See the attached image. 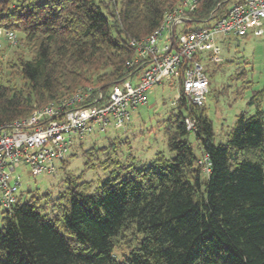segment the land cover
Masks as SVG:
<instances>
[{
    "label": "trees",
    "instance_id": "obj_1",
    "mask_svg": "<svg viewBox=\"0 0 264 264\" xmlns=\"http://www.w3.org/2000/svg\"><path fill=\"white\" fill-rule=\"evenodd\" d=\"M233 1L200 0L185 23L199 29ZM180 2L0 0V29L18 32L30 54L10 68L20 87L3 81L0 57V124L79 88L106 94L138 71L126 66L134 54L129 41L152 33ZM210 65L207 77L215 72ZM177 84L175 109L163 121L173 157L156 153L136 166L129 155L121 163L115 139L84 150L85 170L106 169V177L94 183L66 173L54 196L20 191L1 213L0 264H264V113L240 112L217 143L204 103L191 104ZM204 156L208 172L199 163Z\"/></svg>",
    "mask_w": 264,
    "mask_h": 264
},
{
    "label": "built area",
    "instance_id": "obj_2",
    "mask_svg": "<svg viewBox=\"0 0 264 264\" xmlns=\"http://www.w3.org/2000/svg\"><path fill=\"white\" fill-rule=\"evenodd\" d=\"M198 1L181 0L163 15L152 33L129 41L134 54L126 66H138V71L111 85L106 94L91 87L79 88L34 109L27 118L0 124L1 207L10 209L20 193L16 168H28L33 176L53 174L70 153L74 137L124 127L131 112L146 102L145 93L151 87L180 79L181 93L194 106L203 105L208 92L203 53L208 51L209 60L218 63V38L264 35V0H234L221 15L211 13L203 27L176 31L185 23L186 11L194 10ZM3 34L9 43L17 42L14 32L3 30ZM185 123L187 129L193 127L190 119ZM199 163L209 171L205 156Z\"/></svg>",
    "mask_w": 264,
    "mask_h": 264
},
{
    "label": "rangeland",
    "instance_id": "obj_3",
    "mask_svg": "<svg viewBox=\"0 0 264 264\" xmlns=\"http://www.w3.org/2000/svg\"><path fill=\"white\" fill-rule=\"evenodd\" d=\"M204 26V24L199 25ZM193 25L184 23L176 28L193 29ZM19 37V33L16 32ZM17 43V42H16ZM11 44L4 37L0 29V57L1 77L8 80L11 85L20 87L22 79L14 73L12 62L17 56L29 57V49L23 44ZM219 47L218 63L208 60L209 52L203 53L202 63L215 68V72L208 76V92L205 96V114L212 123L215 142H223L227 131L234 124L236 116L243 112L246 116L253 115L256 111L264 113V35L254 36L248 34L244 37L226 36L218 38ZM178 95L176 79L171 82L157 84L145 93V103L138 105L130 115L129 122L121 128L109 127L104 131H95L81 138L74 137L68 159L61 169V162L53 174H40L33 176L25 167L16 168L20 176L21 186L19 191L50 192L53 196L61 190V180L66 173H83L84 180L97 183L103 180L108 170L101 168H84L83 151L91 146L101 148L109 145L110 139H115V152L121 163L131 161L136 166L149 164L156 153L163 154L166 158L173 157L167 146L163 131V121L175 109ZM193 150L199 155V150L192 135L189 136ZM73 154V155H70ZM122 159V160H121ZM4 210L0 206L1 213Z\"/></svg>",
    "mask_w": 264,
    "mask_h": 264
}]
</instances>
